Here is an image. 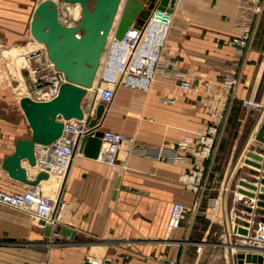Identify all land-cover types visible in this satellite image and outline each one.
I'll list each match as a JSON object with an SVG mask.
<instances>
[{"label":"crops","instance_id":"0c3cea01","mask_svg":"<svg viewBox=\"0 0 264 264\" xmlns=\"http://www.w3.org/2000/svg\"><path fill=\"white\" fill-rule=\"evenodd\" d=\"M40 1L0 0V24H29L31 11ZM239 13L238 0H175L160 64L148 91L117 86L105 107L101 130L130 136L136 147L174 149L178 142L186 141V150L178 151L184 159L154 161L122 145L116 165L107 166L76 150L61 191L69 214L67 222L59 226L73 230L74 240L60 233L51 238L39 221L0 206V264H232L237 252L264 256V216L257 213L261 208L256 206L259 191H253L254 198H247L238 190L249 189H235L231 177L228 179L235 173L250 182L251 170L259 174L252 178H261L264 172L243 164L250 149L264 164V145L254 140L264 113L241 105L243 99L264 102V50L253 37L242 58L237 59L240 81L222 130V140L235 133L244 135L240 150L221 167L226 168L227 179L198 207L194 206L196 195L179 182L180 175L190 172L194 163L205 162L192 155L196 133L207 122L200 106L203 83H217L220 73L236 61L229 41L236 32ZM259 24H264L260 18ZM22 34L20 28L13 32L16 46L29 41ZM5 42L0 37V48ZM180 80L188 81L191 88L182 90ZM98 104L90 97L85 108L81 101L82 110L90 112L89 118L94 117ZM6 106L13 113H6L9 108L4 107L0 116V161L13 152L17 138L30 137L19 105L8 102ZM104 148L101 142L100 149ZM21 166L27 178L35 177L38 166L31 168L25 160ZM51 178L55 181L53 175ZM50 183L47 187L53 185ZM25 185L8 176L0 178V191L18 192ZM176 202L186 210L179 226L169 230V211ZM236 220L247 224V236L232 232Z\"/></svg>","mask_w":264,"mask_h":264},{"label":"built area","instance_id":"2783aa9c","mask_svg":"<svg viewBox=\"0 0 264 264\" xmlns=\"http://www.w3.org/2000/svg\"><path fill=\"white\" fill-rule=\"evenodd\" d=\"M148 0H144V5ZM159 0H154L157 4ZM242 9L245 6H251L252 12H258L262 3L261 0H240ZM163 13L168 18L167 24L157 28V34L151 33L148 28L149 18L154 13ZM245 12L243 10L242 14ZM244 20V17H241ZM241 30L239 34L231 41L232 46L243 47L248 36L249 26L239 25ZM171 21V14L152 9L148 19L139 31L129 29L121 39H115L113 36L108 37L107 62H109V49L113 46H118L127 50V54H122V58L116 60L115 70L110 75L102 74L98 83L100 86L95 88L96 103L103 104L107 107L113 98L114 88L122 85L124 87L139 90L142 92L148 91L157 68L160 64V57L168 27ZM146 31H148L146 33ZM144 37L145 48L140 51L137 50L141 38ZM144 46V45H143ZM34 59V67H31L30 78L32 79V86L20 95L26 96L35 101H46L53 98L57 92L60 84L65 82L64 76L61 72L54 69L53 63L48 59L45 48H40L32 51L29 56ZM240 58L237 55V59ZM226 76V75H224ZM221 77L223 75L221 74ZM232 80V79H231ZM225 79L223 85H215L213 83L205 82L202 108L205 115H209L206 125L199 129L197 137L194 140V146H198V152L192 154L200 155L201 158L209 159L214 151L216 127L223 118V114L228 102L230 86L234 83ZM179 87L182 90L190 89L191 85L186 80H180ZM19 101V100H18ZM248 108L255 110L261 109L262 103L254 101L245 102ZM90 112L86 115L83 113L82 119H60L62 123V131L59 137L48 145H38L34 149L35 165L38 166L37 172H56L60 175L62 180L66 178L78 148L79 142L83 135L93 132V129L88 127ZM101 142L105 144L104 149H100L95 160L106 164L107 166H115L117 155L122 145L126 146L129 152H136L142 156L153 158L155 160H167L169 162L183 159V156L178 152L179 150H186L188 143L186 141L178 142L176 148H163L161 146L155 148H136L133 146V139L126 137L120 133L110 130H102ZM203 166L200 164L194 165L189 174L180 176L179 179L184 181L185 187L199 193L201 187V174ZM8 176L7 172L2 169L0 161V178ZM9 177V176H8ZM63 188V184L61 189ZM0 205L9 209L21 211L33 219V221H42V227L49 228V235L51 238L59 236L58 227L67 222L68 210L64 208V203L61 199V194H58L54 199L44 196L41 189L37 185L26 184L24 189L18 192L0 191ZM194 202V206H195ZM186 208L182 203H173L169 211V225L168 229H175L179 226ZM101 264H110V262H103ZM168 264H178L176 261H170Z\"/></svg>","mask_w":264,"mask_h":264},{"label":"water","instance_id":"95a60500","mask_svg":"<svg viewBox=\"0 0 264 264\" xmlns=\"http://www.w3.org/2000/svg\"><path fill=\"white\" fill-rule=\"evenodd\" d=\"M66 3H77L81 8L79 20L71 26L63 25L57 18V7L53 0L38 2L30 16L29 33L33 40L44 45L48 59L53 63L54 69L61 72L65 82L60 84L57 94L46 101H35L26 96L19 99L18 105L30 129V137L17 138L14 142L13 152L2 159L1 167L8 176L28 185H37L48 178L45 172H37L33 179L26 176V170L21 166L25 160L29 167L35 166L34 149L38 145H48L56 140L62 131L60 119H82V98L94 80L98 69L100 57L111 33L115 39L121 37L129 29L139 31L148 19L152 9L168 14L173 12L175 0H62ZM92 2V7L88 3ZM105 107L98 104L94 110V117L88 121L92 133L82 136L77 150L85 157L96 159L101 146L102 130L100 121L103 118ZM254 140L264 145V118H262ZM246 156L253 160L245 163L256 168L264 169L260 155L247 152ZM258 176V172L250 171ZM261 178H253L252 182L239 181V184L249 189V192L239 190L243 195L254 198L257 194L256 206L261 209L258 214L264 216V172ZM258 182L259 186H256ZM247 212H251L247 208ZM264 222V221H262ZM43 224L42 221H39ZM247 224L240 220L234 222L232 232L247 236ZM61 235L74 240L73 230L63 226L58 227ZM45 234L49 228L45 227ZM264 264V256L256 254H243L237 252L232 257V264ZM83 264H93L84 261Z\"/></svg>","mask_w":264,"mask_h":264},{"label":"rangeland","instance_id":"374dc122","mask_svg":"<svg viewBox=\"0 0 264 264\" xmlns=\"http://www.w3.org/2000/svg\"><path fill=\"white\" fill-rule=\"evenodd\" d=\"M35 1H40V0H35ZM53 1L54 2L56 1L57 16H58L57 18H58V21L60 23H62L63 25L71 26V25H74L79 20V18L81 16L80 5H79V7H77L78 4H76V3H66V2H63L62 0H53ZM261 3H262L261 9L258 12L253 13L251 6H245V8L242 9V7L240 6V0H238V4H239V8H240V13L238 16L239 17V25L245 26V27L249 26V32H248L247 39L245 41V45L243 47L232 46L231 45L232 39L234 37H236L241 30L240 27L238 28L237 24H234V28H235L236 32L229 41V45L233 49L232 58H237V55L240 58H242L243 53L250 46V42L252 40V37H253V41H255V43L262 50H264V24H259V26L257 25L259 18L262 19V21H264V0H261ZM88 6L92 7V2L88 3ZM77 9H78V11H77L78 13L75 15L74 13H75V10H77ZM243 10H245V12L242 14ZM73 15H75V16H73ZM242 16L244 17V20H242V18H241ZM235 19H236V16H235ZM28 25L29 24H0V37H4L6 40L5 46L0 48V116H2L4 114V112H5L4 107H7L6 104L8 102H12L13 104L17 105L18 104V101H17L18 97L20 95L25 94V92H27V90H29V88L32 86V84H31L32 79L30 78V71H31V67H34V62H35L34 59H31V57L30 58L28 57L29 53L26 52L28 50H26L24 52L22 51L20 53H16L13 51V49H16L18 47H24L25 48L27 46H30L31 49L42 48V46L36 45V42L30 36L29 30H28ZM19 28H20L21 32L23 33L21 35L22 38H29V41L26 40L24 43L22 42L23 46L22 45L16 46V44L14 43L16 36L13 35V32L18 31ZM105 46L107 49H105V53H102V58L100 60L99 66H98L96 79L94 81L93 86L89 88L90 95L89 94L85 95L82 99V105L85 108H87V105L90 102V97H91V102H93V104H94V102L97 101L96 100L97 97H96L94 92H95V88L97 87V85H98V87L100 86V83H98V79L102 75L104 68H105V63H106V59H107V50H108V39L106 41ZM30 51H32V50H30ZM27 53H28V55H27ZM232 61H233V59H232ZM237 64L238 63L236 61L231 62L230 68L222 71L220 73V75L218 76V82L213 83L215 85H218V84L223 85V84H226L225 79H229V81L231 79L232 80L234 79V83L230 86L229 98H228V102H227V105H226V108H225V111L223 114V118L216 127V129H217L216 134H215L216 140H215V144H214L215 148H214L213 154H212V156H210L209 159L201 158L200 155H197L195 153L192 154L195 157L201 158L202 160L205 161L204 163L196 162L193 164V166L196 164H198V165L200 164L204 168L202 170V174H201V178H200L202 188L200 189L199 193H194L193 191H190L185 187V185L183 184L184 183L183 180L179 179V182L183 185V188L186 191H189V192L196 195V200H195V204H196L195 206L196 207L199 206L201 201L203 199H205V197H207V195L212 194V190H214L216 188V186H219V184L221 183V181L223 179H225V180L227 179L228 172L226 173V168H221V167L225 163H227L229 161V159H231L232 157L235 156V153L240 150V145H242V143L244 142V135L241 132L239 134L235 133L233 135H229V136L225 137L223 140L221 139L222 138V132H223L222 131L223 126H224V123H225L226 118H227V109H228L230 101L232 100V98L234 96V89L236 88V86L239 84V81H240ZM221 74L223 75V77H221ZM224 75H226V76H224ZM209 83H211V82H209ZM20 84L22 85V88H23L22 90H20L21 89ZM119 86H122V85H119ZM178 86H179V83H178ZM204 87H205V82L203 83L202 97L200 99V106H201L202 113H203V108H202L203 99L202 98H203V94H204ZM21 91H23V92L20 94ZM247 101H254V102L262 103V104H264V102H261L258 100H248V99H243L241 101V105L244 108L250 109V110L255 111L259 114L264 113V105H262L261 109L255 110L252 108H248L246 106L245 102H247ZM4 104H5V106H4ZM9 106H11V105H9ZM7 108H9V109L6 111V113L11 115L13 113V112H11L12 108H10V107H7ZM5 118L9 119L12 117L10 116L9 118H7L5 116ZM209 118H210V116L208 115L207 121ZM198 131L196 133V137H197ZM126 137H130V136H126ZM180 142H183V140ZM133 145H134V139H133ZM195 146L196 147H195L194 152H198V146L197 145H195ZM220 146H222L221 154L218 155L217 153H218V149ZM134 147H136V146L134 145ZM161 147H163V146H161ZM136 148H145V147H139L138 146ZM247 152L253 153V151L251 149L247 150ZM245 156H246V154H245ZM249 158L250 157L246 156V158L243 161L244 165H248L245 163V160H247V159L249 160ZM150 159L155 161V159H153V158H150ZM183 159H184V156H183ZM183 159H181V160H183ZM178 161H180V160H178ZM172 162H174V161H172ZM184 174H189V172L183 173L180 176H182ZM232 174L233 173L229 174L228 179L231 177L230 178V180L232 182L231 186L235 187V189H236L237 186L238 187L241 186L239 184V181H245V180L242 178H239L238 174L234 173L233 176H232ZM252 177H250V182H252V179H253ZM55 179L58 180V178H56V177H55ZM245 182H249V181H245ZM48 187L46 186L45 188H43L41 190V193L44 196H47V197L54 199L55 197L58 196V194H61L62 189L60 187V181H58V184L56 186L52 185V186H48ZM239 190H240V188H239ZM245 197H247V196H245ZM247 198H249V197H247ZM250 199H252V198H250ZM2 207H4V206H2ZM4 208H6V207H4ZM7 209H9V208H7ZM11 210H13V209H11ZM14 211H17V210H14ZM17 212H20V213L28 216L27 214H25L21 211H17ZM28 218H30V220L33 221V219L31 217L28 216ZM110 264H113V263H110Z\"/></svg>","mask_w":264,"mask_h":264},{"label":"bare ground","instance_id":"6f19581e","mask_svg":"<svg viewBox=\"0 0 264 264\" xmlns=\"http://www.w3.org/2000/svg\"><path fill=\"white\" fill-rule=\"evenodd\" d=\"M123 1V0H122ZM38 3V2H37ZM55 3H56V1H55ZM77 4V3H76ZM35 7V6H34ZM33 7V8H34ZM77 7H79V5H77ZM79 9V8H78ZM78 9L77 10H75V15L78 13L77 11H78ZM32 11H33V9H32ZM32 11H31V13H32ZM81 13V12H80ZM75 15H73V16H75ZM58 17V16H57ZM168 17L166 16V15H164L163 13H160V12H157V13H154V14H152L151 16H150V18H149V21H148V23L147 24H149L150 25V27L148 28V30L151 32V33H153V31L155 32V35L157 34V28H159V26L160 27H162L164 24H167V22H168V19H167ZM28 28H29V25H28ZM148 31H146V33H147ZM110 36H113L111 33L109 34V36L108 37H110ZM144 37L143 38H141V40H140V42H139V44H138V47H137V50H136V53H137V51L139 50H141L142 48H145V46H146V44L144 43ZM35 41V40H34ZM36 42V45H40V46H42V47H44V45L42 44V43H40V42H37V41H35ZM144 45V46H143ZM30 50H32V51H35V50H37V48H34V49H29L28 51H26V52H28L29 54L32 52V51H30ZM30 51V52H29ZM127 50H124V48H120V47H118V46H111L110 47V49H109V62H107V65L105 64V68H104V71H103V73L102 74H104V75H110V74H112L113 73V71L115 70V63H116V60H119L120 58H122V54L124 55V54H127ZM28 53H27V55H28ZM101 58H102V55H101V57H100V60H101ZM100 63V62H99ZM98 70V69H97ZM96 75H97V71H96V73H95V76H94V80H93V84H94V81H95V79H96ZM93 84H92V86H93ZM20 86H21V89L20 90H22L23 88H22V85L20 84ZM91 86V87H92ZM23 91H21L20 92V94L22 93ZM21 98V97H20ZM18 100H19V98H18ZM17 100V101H18ZM83 113H85L84 111H83ZM85 115H86V113H85ZM48 174V178H49V176H50V178H49V181L48 182H46L45 181V183L44 182H42V183H38L37 184V187H38V189H43V188H45L48 184H49V182H51L50 184H58V181H60V187L62 186V182H63V180H62V178H61V176L60 175H58V174H56V172H54V173H52V172H49V173H47ZM51 175H53L54 177H56V178H58V180H56L55 179V181L54 180H52V178H51ZM52 180V181H51ZM40 184V185H39ZM51 186V185H50ZM49 188V187H48ZM233 228V227H232ZM232 228H231V230H232Z\"/></svg>","mask_w":264,"mask_h":264}]
</instances>
